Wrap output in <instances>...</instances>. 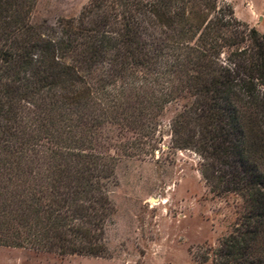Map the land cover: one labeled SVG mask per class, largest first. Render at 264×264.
I'll return each mask as SVG.
<instances>
[{
    "label": "trees",
    "instance_id": "trees-1",
    "mask_svg": "<svg viewBox=\"0 0 264 264\" xmlns=\"http://www.w3.org/2000/svg\"><path fill=\"white\" fill-rule=\"evenodd\" d=\"M37 2L0 0V245L102 255L117 158L100 131L149 135L176 102L173 145L242 200L213 264H264V31L225 0H90L54 24Z\"/></svg>",
    "mask_w": 264,
    "mask_h": 264
},
{
    "label": "rangeland",
    "instance_id": "rangeland-1",
    "mask_svg": "<svg viewBox=\"0 0 264 264\" xmlns=\"http://www.w3.org/2000/svg\"><path fill=\"white\" fill-rule=\"evenodd\" d=\"M225 1L239 19L264 31V0ZM89 2L38 0L33 20L76 17ZM179 108L168 104L149 135L121 123L101 129L102 150L117 158L107 186L114 210L102 255L0 245V264H213L212 251L232 230L242 200L213 192L201 171L203 158L173 145L171 121Z\"/></svg>",
    "mask_w": 264,
    "mask_h": 264
}]
</instances>
